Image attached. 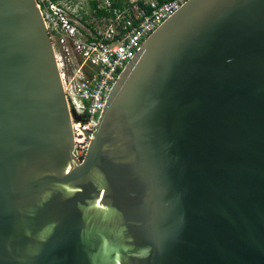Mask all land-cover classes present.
I'll use <instances>...</instances> for the list:
<instances>
[{"label":"water","instance_id":"water-1","mask_svg":"<svg viewBox=\"0 0 264 264\" xmlns=\"http://www.w3.org/2000/svg\"><path fill=\"white\" fill-rule=\"evenodd\" d=\"M72 145L36 2L0 0V264H264V0L185 1Z\"/></svg>","mask_w":264,"mask_h":264},{"label":"built area","instance_id":"built-area-1","mask_svg":"<svg viewBox=\"0 0 264 264\" xmlns=\"http://www.w3.org/2000/svg\"><path fill=\"white\" fill-rule=\"evenodd\" d=\"M187 0H35L70 116L73 157L82 161L103 105L147 37ZM91 3L94 21L75 13ZM78 118V120H76Z\"/></svg>","mask_w":264,"mask_h":264},{"label":"flooded vegetation","instance_id":"flooded-vegetation-1","mask_svg":"<svg viewBox=\"0 0 264 264\" xmlns=\"http://www.w3.org/2000/svg\"><path fill=\"white\" fill-rule=\"evenodd\" d=\"M91 3L87 2L82 9L77 8L75 16L78 20L86 26L92 25L94 21V14L92 12Z\"/></svg>","mask_w":264,"mask_h":264},{"label":"rangeland","instance_id":"rangeland-1","mask_svg":"<svg viewBox=\"0 0 264 264\" xmlns=\"http://www.w3.org/2000/svg\"><path fill=\"white\" fill-rule=\"evenodd\" d=\"M80 1H83V0H80Z\"/></svg>","mask_w":264,"mask_h":264}]
</instances>
